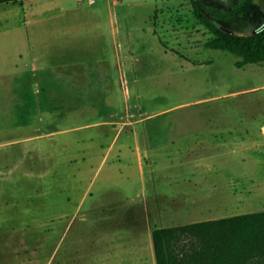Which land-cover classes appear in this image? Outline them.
Returning a JSON list of instances; mask_svg holds the SVG:
<instances>
[{
	"label": "rangeland",
	"instance_id": "1",
	"mask_svg": "<svg viewBox=\"0 0 264 264\" xmlns=\"http://www.w3.org/2000/svg\"><path fill=\"white\" fill-rule=\"evenodd\" d=\"M213 36L191 0L0 3V264H157V225L264 209V61ZM194 174L227 211L159 216Z\"/></svg>",
	"mask_w": 264,
	"mask_h": 264
},
{
	"label": "trees",
	"instance_id": "2",
	"mask_svg": "<svg viewBox=\"0 0 264 264\" xmlns=\"http://www.w3.org/2000/svg\"><path fill=\"white\" fill-rule=\"evenodd\" d=\"M21 0H0V3ZM214 34L207 46L264 61V0H191ZM157 264H264V209L171 226L152 232Z\"/></svg>",
	"mask_w": 264,
	"mask_h": 264
},
{
	"label": "crops",
	"instance_id": "3",
	"mask_svg": "<svg viewBox=\"0 0 264 264\" xmlns=\"http://www.w3.org/2000/svg\"><path fill=\"white\" fill-rule=\"evenodd\" d=\"M91 1V0H90ZM118 2V0H116ZM211 141L208 138H201V141ZM201 161H198V165L203 166L204 164L208 165L209 162H204L206 159L204 157L200 158ZM205 159V160H204ZM187 180V178L182 177L178 181L179 186H183L184 183L182 181ZM187 185L189 189L187 190H180L176 191L172 194H164L161 198L158 199L157 206L158 211L156 213L165 214L175 212L178 214L182 213H208V212H218V211H227V209H222L227 205L225 201L224 195L219 192L220 186L217 183L210 184H203V176L199 177V175L194 174L192 177H189ZM210 187L212 194H203L205 192V188ZM223 193V192H222ZM198 207H202L203 209H198ZM197 208V210H196ZM160 216V215H159ZM224 217V216H223ZM210 219V218H208ZM162 223L164 222L163 218H160ZM204 220V219H202ZM199 221V220H197ZM158 226V225H157ZM160 226H167V225H160Z\"/></svg>",
	"mask_w": 264,
	"mask_h": 264
},
{
	"label": "water",
	"instance_id": "4",
	"mask_svg": "<svg viewBox=\"0 0 264 264\" xmlns=\"http://www.w3.org/2000/svg\"><path fill=\"white\" fill-rule=\"evenodd\" d=\"M263 29H264V24L261 25L260 27L256 28V29L254 30V32H259V31H261V30H263Z\"/></svg>",
	"mask_w": 264,
	"mask_h": 264
},
{
	"label": "built area",
	"instance_id": "5",
	"mask_svg": "<svg viewBox=\"0 0 264 264\" xmlns=\"http://www.w3.org/2000/svg\"><path fill=\"white\" fill-rule=\"evenodd\" d=\"M91 1H94V0H91Z\"/></svg>",
	"mask_w": 264,
	"mask_h": 264
}]
</instances>
